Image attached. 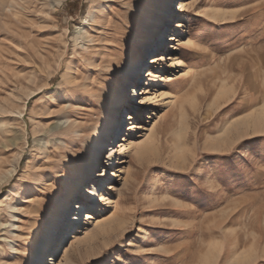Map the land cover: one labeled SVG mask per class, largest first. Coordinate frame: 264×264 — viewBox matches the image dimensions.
<instances>
[{
  "label": "rangeland",
  "instance_id": "rangeland-1",
  "mask_svg": "<svg viewBox=\"0 0 264 264\" xmlns=\"http://www.w3.org/2000/svg\"><path fill=\"white\" fill-rule=\"evenodd\" d=\"M69 1L78 2V10L74 14L69 11ZM151 1L7 0L4 5L0 4V109H5L4 113L0 112V130H9L3 136L0 134V189L5 190L0 198V218L3 220V223L0 222L2 264H34L40 255V264H47L51 260L49 254L55 253L59 246L61 250L75 231L82 227L84 232H91L96 227L95 221L84 224L86 217L82 215L80 223L72 224L71 232L68 233L69 228L64 235L61 232L56 234L57 241L53 245L44 247L39 243L55 212L56 191L64 189L66 177L63 174L67 171L68 176L72 177L74 169L89 158V143L97 132L105 110L104 95L122 81L126 60L140 39L141 28L145 23L140 12ZM190 1L194 7L186 12L187 17L182 21L183 29L202 30L208 22L202 20L198 13L208 10L210 15L216 16L217 8L214 4H201V0ZM248 2L259 8V0ZM170 6L172 19L166 30L163 29L168 32V38L173 33L174 22L183 19L175 12L173 0ZM239 6L244 7L247 14L255 15V12L248 11L247 4L241 2ZM208 30L215 32L216 26L212 25ZM217 34L226 45L229 41L246 40V43H240L244 51L231 57L222 68L204 66L203 70H197L181 66L165 69L164 83L151 87L150 97L154 99L151 104H141L139 101L140 97L145 96L141 92L147 87L145 73L150 69L145 58L151 59L157 52L154 48L148 51L147 42L143 44V63L138 82L134 77L128 80L125 95L129 100H136L139 111L142 110L137 120L140 128L132 138L139 145L152 144L155 151L143 167L132 162L116 164L123 170L137 171L134 186L126 191L124 178L114 182L117 188L111 189L107 187L112 180H107L102 192L111 197V202L102 203L96 217L102 221L117 220L112 224L121 223L111 237L85 241L83 238L88 233L78 231L80 238L73 244H70L71 241L69 243L70 256L76 264H113L112 256L101 257L104 246L117 240L124 229L130 227V221L144 219L140 209L145 197L159 199L164 195H172L174 190L173 199H176L185 192L186 182L181 178V170L191 164L192 154L199 155L204 148H221L225 143L230 144L237 135L251 133L258 136L264 133V41L257 39V31H241L239 23L237 26L226 25ZM170 46L166 40L162 48L157 50L159 53L173 54V51H168ZM230 50L237 52L236 48ZM223 55L227 56V52ZM84 62L90 65L86 70L80 67ZM186 71L196 74L186 80ZM81 75L88 79L87 87L94 94L65 91V82L70 78L80 79ZM92 81H95V85ZM213 83L216 84L219 98L214 95L212 99H207L209 85ZM158 89L169 95L155 98L159 94L156 93ZM240 92L252 98V105L246 109L252 115L235 110L232 105H228L232 111L221 109L224 112L221 119L231 116L228 123L232 120L235 123L227 136L205 143L209 137L218 136V133L206 131L201 140V129L220 116L217 108L221 103L227 104L234 93ZM52 102L70 104L75 111L72 114H59L63 119L48 116V112L55 111ZM21 110L22 115L19 113ZM118 110L121 125L114 131V137L106 138L98 161L100 165L91 171L93 178L89 182L95 181L99 187V180L103 177L98 175L104 173L102 169L108 164L111 148L130 132L129 124L123 118L125 115L129 117L131 113L127 112L126 103L119 106ZM240 115H245V119H238ZM224 128H227V124H224ZM16 134H22L23 138L16 139V144L6 146L8 139L13 140ZM131 157H135V151ZM12 164H17L16 170L3 180ZM169 169H172L170 174ZM50 186L51 190H48ZM85 188L83 191H86ZM226 195L228 199L223 203L202 202L200 210L208 218L206 223L210 231L206 236L195 238L198 241L195 250L198 264H221L229 249L230 264H257L264 258V190L253 185L247 192ZM253 196L256 199H252ZM239 197H247V202ZM5 199L8 204L1 206V201ZM74 202L76 206L80 200L76 196L71 198V211L67 215L69 221L76 212L73 211ZM95 205H99V201ZM95 205L92 204V208ZM241 207H246L247 212L241 214ZM233 217L237 218V223H231ZM168 219L190 222L180 217ZM179 231L164 227L149 230L144 227L142 233H129L127 238L134 241L137 247L164 248L167 252L183 240L190 239L179 236ZM55 245H58L56 249ZM127 247L122 245V248ZM112 255L119 257L121 251H114ZM123 255L127 258L125 264H161L165 259L155 254L130 256L126 251ZM4 257L15 258L5 260ZM64 259L62 252L57 264Z\"/></svg>",
  "mask_w": 264,
  "mask_h": 264
},
{
  "label": "snow or ice",
  "instance_id": "snow-or-ice-1",
  "mask_svg": "<svg viewBox=\"0 0 264 264\" xmlns=\"http://www.w3.org/2000/svg\"><path fill=\"white\" fill-rule=\"evenodd\" d=\"M241 2L247 4L248 11L255 12V15L247 14L246 9L239 6ZM201 4H214L217 8V15H210L208 10L198 13L202 20L208 22L204 29L199 31L184 30L179 40L173 38L169 41L175 48L173 55L179 57L178 59H173L167 53L161 55L159 52L153 54L154 59L146 57L145 62L148 68L151 69V72L146 71V79L165 81L164 70L169 67L183 66L197 70H203L204 66L224 67L231 57L244 51L240 47V43H246V40L239 42L229 41L226 45L222 37L217 34L226 25L237 26L239 23L241 31L245 29L257 31L259 32L257 39L264 41V0H259L258 9L256 4H251L248 0H201ZM173 7L178 10L177 15L180 16L188 12L190 7H194V5L190 6L186 0H173ZM39 15L44 14L40 13ZM212 25L216 26L215 32L208 30ZM180 31V27L175 29V32ZM175 32L173 36H175ZM231 48H236L237 52H232ZM225 52H227V56L223 55ZM96 58L99 59L98 56ZM80 67L86 70L90 65L84 62ZM195 74L188 71L184 73L186 80ZM249 79H252L251 72L249 73ZM65 84V91L68 93L86 91L94 94L92 93V89L87 87L88 79L83 75L80 76V79L70 78ZM92 84L95 85V81H92ZM147 95L151 96V93L149 92ZM168 95L169 93L167 92L163 93L164 97ZM214 95L217 99L219 98L215 83L209 85L207 99H212ZM33 96H35V93ZM213 103H215V100H213ZM252 103V98L246 93H234L231 99L227 101V104L221 103L219 108H217L220 116L216 117L211 124H207L205 128L201 129L200 139H204L206 131L217 132L218 136L209 137L208 140L204 141L205 143L210 141L215 142L217 139L227 136L228 130L232 128L235 120L228 123V120H231V116L221 119L224 116V112L221 109L232 111L228 109V105H232L233 109L245 111L246 115L250 116L252 113L247 112L246 109ZM52 106L55 108V111L48 112L47 115L56 116L59 119H63L59 114H72L75 111L72 105L67 103L60 105L52 102ZM135 115L133 113L132 117H128L127 115L123 117L125 123L131 125L133 130H135L137 123ZM237 118L243 120L245 119V115H240ZM68 123H71V121ZM224 124H227V128H224ZM222 128L223 131H221ZM66 142L71 143V141ZM120 151L123 152L125 150L120 149ZM109 155L111 156L113 153H109ZM171 171L172 169H169L168 173L170 174ZM181 172V178L186 182L185 192L180 194L176 199H173V195H175L174 190H172V195H164L159 199L145 197L141 202L140 209L144 219L137 218L134 221H130V227L125 228L123 234L117 240L111 245L104 246V250L100 253L101 257L112 256L113 264H125L127 258L123 255V252L126 251L130 256L149 254L164 256L165 259L162 260L161 264H198L195 252L198 241L195 238L197 236H206L210 231L206 223L208 218L200 210L202 202L212 204L223 203L224 200L228 199L226 193L247 192L253 185H256L260 190H264V133H260L258 136L251 133L248 135H237L232 139L230 144L225 143L221 148H204L200 151L199 155H191V164L182 169ZM97 173H99V169H97ZM48 190H51V186ZM97 190H100L99 185H97ZM160 191L163 192L164 189H160ZM4 194L5 190L0 189V198ZM238 199H243L247 202V197H239ZM252 199H256V197L253 196ZM144 209L148 211L145 212L143 211ZM247 210L246 207H241L239 211L243 214ZM73 211H78V208L75 207V202ZM152 217L156 218L153 219ZM168 217H180L190 222L172 221ZM237 222V218L233 217L231 223ZM144 227H147L149 230L155 227L180 230L178 232L179 236L190 237V239L183 240L172 251L167 252L164 248H140L127 237L129 233H142ZM122 245H128V247L122 248ZM114 251H121V255L119 257L113 256L112 253ZM49 255L51 256V260L47 264H57L59 255L57 253H50ZM230 257L231 249L225 252L221 264H230ZM14 258L4 257L3 259L11 260ZM0 264H2V261H0ZM257 264H264V258H261Z\"/></svg>",
  "mask_w": 264,
  "mask_h": 264
},
{
  "label": "bare ground",
  "instance_id": "bare-ground-1",
  "mask_svg": "<svg viewBox=\"0 0 264 264\" xmlns=\"http://www.w3.org/2000/svg\"><path fill=\"white\" fill-rule=\"evenodd\" d=\"M5 1L7 0H0V4H3ZM171 1L172 0H152L148 4V6L142 12H140L141 15L144 16V21H145V23L142 25V28H141V37L138 40L136 46L131 50L129 57L126 60V64L123 69L122 81L118 82L115 87L110 89V91L106 95H104L103 102L105 105V110L101 117V122L99 123V127L97 126L98 127L97 132L94 135L93 139L90 140L89 158L86 161H83L81 165H79L78 167L74 169L72 177L68 176L67 171L63 174L66 177L64 180V189L63 190L59 189L56 191L57 200H56L55 212L50 218L46 231L43 234L39 242L40 245L42 244L44 247L51 245V244L53 245L57 241L55 239V236L58 232H61L64 235L66 231L70 228L68 230V233H69V231L73 227L72 224L74 225L77 224L76 220H78V216L80 215L79 213L76 214L75 212V214H73V218L70 219V221H69V217L67 216L68 213L71 211L70 210V200L74 196H76L77 199L80 200V202L77 203L75 207L76 208L79 207L81 209L83 208V210H85V212L83 210H82L83 212H81L82 214L84 213L83 216L86 217V221L84 222V224H92L96 222L95 223L96 227L93 230H91V232H86V231L84 232L82 230V227L79 228L77 231H75L71 235V239L67 242L65 246L61 248V250H60V246L58 247L59 248L58 249L57 248L58 245L57 246L55 245L54 249L57 248L55 253H57L59 257L62 252H64V255H65L64 261L58 264H76L74 259L70 256L69 243L71 241L70 244H73L76 240L80 238L78 231L80 232L82 230L80 233H83V234L88 233L83 238V240L85 241L88 239L91 240L93 238L111 237L112 232L118 228L121 221L120 223L118 221L112 224V222L117 221V220L112 219L109 222L107 220L106 221L98 220L99 218L96 217V212L98 211L100 205L104 202L106 203L111 202L110 201L111 197L108 194L102 192L105 182H107V180H112V183L109 184L107 188L113 189L116 187L114 182L118 180H123L125 178L126 179V183H125L126 191L132 189V187L134 186V179L136 178L138 174L137 171L132 172L128 170H123L120 167H116V164L132 162V163H137L138 165H140V167H143L145 166V161H147V159L150 156H152L155 151V147L152 144L139 145L138 142L135 141L134 138H132L135 132L139 130L140 128L138 122L136 123L135 130H133L132 126L129 125L128 131L130 132L128 133V135H126V137L123 135L122 139L120 140L121 142H119V144H116L114 147L111 148V153H113V155L111 156L108 155V164L107 166L104 165L102 169L104 170V173H99L98 175L99 177L100 176L103 177L102 179L99 180V182H101V186L99 187L100 190L99 191L97 190L98 183L97 184L94 183L95 181L89 182V180L93 178L91 177L92 169L100 165L98 161H99L100 155L102 154V150H103L106 138L114 137L113 136L114 131L119 129V126L121 125V122H120L121 117H120L118 107L126 103L127 112L128 111L131 112L129 113L130 114L129 117H132L133 113H135L136 114L135 119L138 120L139 116L141 115L142 110L139 111L138 106L135 104L136 100L135 102L133 100H129L125 94H126V89H127L126 87L128 85V80L134 77V79L138 82V79H139L138 73H139V70L142 68V63H143L141 60V54L144 49L142 48L143 44L147 42L148 51H150L151 48L152 49L154 48L155 52H158L159 50L157 49H161L162 45L164 44L166 40L170 41L173 38L179 40L180 33L183 34L184 32L183 31L184 23L182 21L187 17L186 13H183L182 15L179 16L183 18L182 20L180 19L179 21L174 22L175 27H174L173 33L175 32V29L177 27L181 28L180 32H175V36H173V33H172V35L168 38L167 37V35H169L167 34L168 32L163 31V29L167 28V24L172 19V11H171L172 8L170 6ZM186 2L190 6H192V2L190 0H186ZM176 11L178 10L175 9V12ZM158 31L160 32L163 31V32L160 35V32ZM153 32L155 33L153 34ZM156 32H158V34ZM170 47L171 49H169L168 51L169 52L173 51V54H174L175 52L174 46L171 45ZM168 51H165V52H168ZM160 54L163 55L164 53H160ZM173 54L169 53L168 56L172 57L173 59L179 58V57H174ZM151 59H154V56H152ZM177 67H181V66H177ZM148 72H151V69H149ZM158 83L159 84L164 83V81L147 79V87L143 88V91L141 92V95L145 94V96L143 95L142 97H140L141 101H139V103L141 104H151L152 103L154 99L148 96L147 93L151 92V90H153L151 87L155 86ZM156 93H159V94L156 95L155 98L157 96L164 98L163 93H165V91L158 89L156 90ZM132 97H134V95ZM0 110H1L0 112H3V113L5 112V109L3 107ZM19 113L20 115H22L23 114L22 110L19 111ZM256 125L258 126V123H256ZM7 131L9 130L7 129L0 130V134L3 136V134H5ZM22 138H23L22 134H16L15 136H13V140L8 139L9 143H7L6 146L16 144L17 142L16 139H22ZM120 149H124L125 151L121 152ZM133 151H135V157H133L132 159L131 154ZM117 156H120L119 159H117ZM16 168H17V164H12V167L7 171V173L3 176L2 179L4 180L5 178L12 175L14 171L16 170ZM84 187H86L85 188L86 191H83ZM118 191L122 193L121 190H118ZM85 196L87 197L85 198ZM93 197H96V198H93ZM89 198L91 199L90 201L88 200ZM96 201H99V205H95ZM6 204H8V201L6 199L5 201L4 200L1 201V206H4ZM92 204L95 205L93 208H92ZM10 208L15 209L16 206H12V207L10 206ZM8 215L11 217V213L8 212ZM1 221L3 223V220H1L0 218V222ZM61 238H62V234H61ZM41 257L42 255L38 256V260L36 259L34 264H40Z\"/></svg>",
  "mask_w": 264,
  "mask_h": 264
},
{
  "label": "trees",
  "instance_id": "trees-1",
  "mask_svg": "<svg viewBox=\"0 0 264 264\" xmlns=\"http://www.w3.org/2000/svg\"><path fill=\"white\" fill-rule=\"evenodd\" d=\"M67 4L71 5V8L69 10L71 14H74L78 10V7H77L78 6V2L69 1Z\"/></svg>",
  "mask_w": 264,
  "mask_h": 264
}]
</instances>
